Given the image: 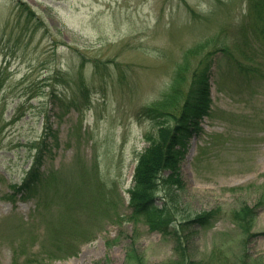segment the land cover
Returning a JSON list of instances; mask_svg holds the SVG:
<instances>
[{"label":"rangeland","instance_id":"obj_1","mask_svg":"<svg viewBox=\"0 0 264 264\" xmlns=\"http://www.w3.org/2000/svg\"><path fill=\"white\" fill-rule=\"evenodd\" d=\"M199 68L212 104L180 198L221 213L189 249L264 264V26L250 1L0 0V264H127L131 247L174 261L170 237L130 220V189L143 109ZM42 141L41 181L18 192ZM244 204L250 235L228 216Z\"/></svg>","mask_w":264,"mask_h":264},{"label":"trees","instance_id":"obj_2","mask_svg":"<svg viewBox=\"0 0 264 264\" xmlns=\"http://www.w3.org/2000/svg\"><path fill=\"white\" fill-rule=\"evenodd\" d=\"M249 1L251 12L264 26V0ZM204 46L207 43L194 48L189 55L200 54ZM209 79L207 68H199L194 71L190 86L185 91V74H179L163 98L143 109L142 115L151 121L152 128L145 134L148 146L140 154L135 168L134 185L130 189L132 213L129 218L144 222L150 230L159 231L172 239L177 258L169 264H251L245 256L239 262H231L224 251L217 247L213 248L206 260L197 261L192 258L189 249V243L198 231L209 228L221 213L220 209L194 213L188 206L182 205L180 198L185 185L181 163L192 138L202 133L203 119L210 114L212 99ZM44 146L42 141L37 147L24 183L17 187L18 192L41 181ZM255 209L256 206L244 204L229 210V219L244 235L251 234L257 218ZM127 260V264H150L144 254L134 247L128 250Z\"/></svg>","mask_w":264,"mask_h":264}]
</instances>
